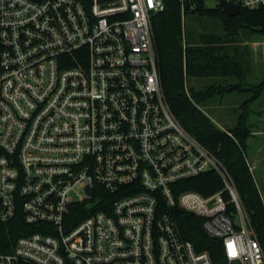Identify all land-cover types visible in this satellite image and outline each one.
Instances as JSON below:
<instances>
[{"label": "built area", "instance_id": "built-area-1", "mask_svg": "<svg viewBox=\"0 0 264 264\" xmlns=\"http://www.w3.org/2000/svg\"><path fill=\"white\" fill-rule=\"evenodd\" d=\"M164 10L0 0V222L36 227L0 264H214L182 237L178 211L221 242V264H264L231 173L164 94L152 25ZM211 172L224 189L209 197L178 187Z\"/></svg>", "mask_w": 264, "mask_h": 264}, {"label": "trees", "instance_id": "trees-1", "mask_svg": "<svg viewBox=\"0 0 264 264\" xmlns=\"http://www.w3.org/2000/svg\"><path fill=\"white\" fill-rule=\"evenodd\" d=\"M164 2L165 10L152 17L154 46L164 94L178 121L225 163L264 252V200L250 169L247 148L251 133L249 106L264 93V82L249 89L240 85H212L198 91L187 85L188 78H242L243 66L235 57L222 52L224 43L237 41L236 36L243 29L264 34V8L241 9L237 17L229 18L222 9H209L207 0H184L185 10L181 0ZM192 15L217 17L227 32L226 42L222 43L217 35L198 40L190 37L186 19ZM239 89L249 90L252 97L242 105L243 110L234 126L218 127L202 108L203 104L218 94ZM178 187L209 197L223 190L224 183L218 174L211 172L183 182ZM175 214L182 237L192 242L198 251L210 253L214 264H221L222 244L204 233L202 220L182 211ZM35 230L36 227L24 222L21 214L9 223L0 222V253L9 252L20 237Z\"/></svg>", "mask_w": 264, "mask_h": 264}, {"label": "rangeland", "instance_id": "rangeland-1", "mask_svg": "<svg viewBox=\"0 0 264 264\" xmlns=\"http://www.w3.org/2000/svg\"><path fill=\"white\" fill-rule=\"evenodd\" d=\"M208 1V0H207ZM219 6L220 0H210ZM220 9V8H219ZM186 28L189 36L194 40L204 38V36L217 35L221 42L228 39L222 22L217 17H202L199 15L188 16ZM237 41L224 43L222 52L233 57L243 66L244 76L237 77H209V78H188L189 88L199 89L208 86H231L240 85L249 89L251 86L264 82V34L253 33L250 30H241L236 36ZM247 40V41H246ZM263 96V97H262ZM252 97L249 90H235L224 94H218L214 98L203 104L204 111L211 116L213 122L220 128H230L238 121L242 112V105ZM260 100V101H259ZM260 102L256 104V102ZM250 116V136L247 139V148L259 147L264 141V93L249 106ZM224 116L226 118H222ZM249 146V147H248ZM250 169L256 185L264 200V162L259 158L254 161L248 155ZM258 160V161H257ZM261 165V167H260Z\"/></svg>", "mask_w": 264, "mask_h": 264}, {"label": "water", "instance_id": "water-1", "mask_svg": "<svg viewBox=\"0 0 264 264\" xmlns=\"http://www.w3.org/2000/svg\"><path fill=\"white\" fill-rule=\"evenodd\" d=\"M206 6L211 10H217L219 8L222 9L223 14L229 18L237 17L241 13V8L238 5L226 0H221L219 6L216 3L208 0L206 2Z\"/></svg>", "mask_w": 264, "mask_h": 264}, {"label": "crops", "instance_id": "crops-1", "mask_svg": "<svg viewBox=\"0 0 264 264\" xmlns=\"http://www.w3.org/2000/svg\"><path fill=\"white\" fill-rule=\"evenodd\" d=\"M263 97V96H262ZM260 101V100H259ZM256 102V104H258V103H260V102ZM222 118H226V117H224V116H221ZM236 124V123H235ZM234 124V125H235ZM233 125V126H234ZM249 147V146H248ZM248 155H249V157H250V159H254V161L256 160V159H258L259 160V158L264 162V141H261V143L259 144V147H257L256 149H255V147L253 148V147H251L250 148V153H249V148H248ZM257 160V161H258ZM249 161V160H248ZM260 167H261V165H260Z\"/></svg>", "mask_w": 264, "mask_h": 264}]
</instances>
